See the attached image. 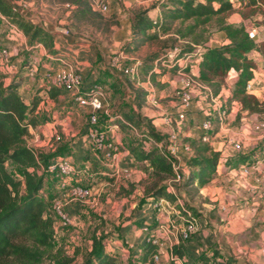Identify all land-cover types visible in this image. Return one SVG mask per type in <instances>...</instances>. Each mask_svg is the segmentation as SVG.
I'll use <instances>...</instances> for the list:
<instances>
[{
  "label": "trees",
  "instance_id": "trees-1",
  "mask_svg": "<svg viewBox=\"0 0 264 264\" xmlns=\"http://www.w3.org/2000/svg\"><path fill=\"white\" fill-rule=\"evenodd\" d=\"M75 7L74 16L79 21H86L91 16L97 17L89 0H70ZM159 9L160 16L156 19L149 17V12ZM237 12L242 21L251 19L259 14L262 18L258 26H264V0H239V4H231L228 0H162L148 8H140L130 12V40L120 49L123 54H133L144 45L159 42L161 47L141 61L138 75L156 85L155 77L167 72L176 75L178 72H188L174 66L163 68L168 62V54L175 52L173 61L184 59L185 56L197 52V80L209 90L208 97L216 98L225 85L230 73L237 78L230 96L226 99V107L233 102L239 103L236 121L241 113H264V102H259L253 94L246 93V86L254 79L258 59L264 69V40L257 42L250 39L247 28L243 23L238 25L228 23L225 15ZM0 13L16 25L27 39L28 49L22 53L21 69L29 67V56L35 46L42 45L52 57H57L54 49V36L31 21L25 20L5 0H0ZM187 22H191L185 25ZM208 27L224 35L226 43L219 46H207L205 33ZM198 30V32H197ZM181 42L182 45L178 46ZM199 48V49H198ZM254 55V56H253ZM23 79L15 77L8 85L0 82V264H73L77 252L69 256L63 249L58 248L55 256L45 257L53 250L56 241V219L51 212L50 199L41 196L45 181L39 175L40 166H47L56 158L63 156V151L46 155L38 150L28 148L25 139L30 135V129L36 127L38 118L35 116L40 97L39 90L27 102L20 95ZM49 97L54 99L66 92L48 88ZM146 97V92L137 91L136 101L140 105ZM209 100V98H207ZM230 112H225L226 115ZM122 121H114L122 129L134 127L139 129L140 120L133 113L119 114ZM128 124V125H126ZM213 137L219 128L217 116L212 121ZM135 146L130 147V155L137 163H148L152 170L154 182L143 192V201L164 198L177 207L176 198L169 191L167 182L173 177L170 163L154 148L144 149L145 142L150 139L164 142L165 137L155 132L147 120L146 130ZM183 143L189 148L190 156L185 162L183 181L180 189L189 200L198 194L200 188L209 183L220 166L227 169H237L249 162L254 153L238 154L234 157L222 158L214 151L209 143L199 138H184ZM7 163L20 167L22 179L12 177L6 169ZM185 209L195 218L199 217L196 209L184 201ZM91 249L81 264H117L113 257L108 256L102 238L96 229L91 236ZM181 245L172 249L173 257L180 258ZM154 253L151 245L143 247L142 261Z\"/></svg>",
  "mask_w": 264,
  "mask_h": 264
},
{
  "label": "crops",
  "instance_id": "crops-1",
  "mask_svg": "<svg viewBox=\"0 0 264 264\" xmlns=\"http://www.w3.org/2000/svg\"><path fill=\"white\" fill-rule=\"evenodd\" d=\"M5 1L25 20L33 22L46 32L52 34L54 36V49L58 52L57 57L54 58L47 53L42 45L38 44L35 46L32 55L29 56V67L22 70L21 64L24 58L22 53L28 49L26 37L22 34V36H18L15 40H10L4 35V39L0 38V48L7 49L10 55L8 65H0V82L6 86L15 77L21 76L23 82L20 87V95L27 103L35 95V92L39 90L40 103L35 113V116L38 118V124L36 127L30 129V135L25 139L27 144L39 151H43L42 148H44L43 153L45 154L54 137V126L59 127V125H62L66 121L73 122L76 125L78 119L84 118L85 122L82 123L84 129L81 130L84 132V135L73 148L76 155L75 164L79 167H76L74 163L73 165L76 169L82 171V176L77 177V183L86 186L89 179L95 174L101 177L100 180H102L95 187H100L104 184L105 180L110 182L112 178L114 181L129 179L134 173L133 170L139 166H144L146 172L151 176L152 170L148 168V163H137L129 152L130 147L135 146L142 138L141 134L146 130L147 120H149L155 132L166 138L165 141H175L179 146L178 154L182 163V174L184 173L183 168L190 156V151L185 149L186 145L183 143V139L199 138L203 134L201 130L202 122L213 112L212 103L205 98L204 92L193 89L191 91L192 102L190 108L185 110L183 120H179L178 118L180 112L179 104L172 97V93L180 88L185 73L198 76L197 57L187 62L188 72H180L176 75L167 72L163 75H157L155 77L156 85H152L148 79L144 81L140 75L135 79H130L123 75V77L129 80L126 81L121 76L122 72L118 70L112 71L108 68L107 60L101 51H97L96 48L88 44L83 45L76 39H72L69 35H64L50 23L39 21L38 18L25 16L23 9L14 6L8 0ZM114 4L115 0L110 2L109 11L111 7H114ZM125 7L128 6L125 5ZM128 15L130 18L129 11ZM158 16H160L159 9L149 12L151 19H156ZM126 21L123 24L127 23L129 36L125 42L130 40V19ZM241 23L244 24V21L241 20ZM123 24L120 25L122 26ZM263 40L264 34L263 36L256 35L257 42ZM140 50L129 54L127 59L130 62H126L127 64L124 62L125 65L133 66L134 60H137L136 58ZM99 60L102 61V66L98 64ZM62 62L71 64L81 75L84 89L94 84H100L106 89L108 104L105 106V112L100 116L98 129L102 133H105L107 138L117 144L115 159L105 157V154L108 152L106 149H102L100 159H97L89 151L91 141L87 135L90 129L88 110L77 107L67 93L59 95L54 99L49 97L48 88L51 87V84L44 79V76L48 73L56 74L59 70L63 69ZM30 68L34 69L35 73L33 76L29 74ZM104 69L108 71L111 77L105 78V83H102L100 79H102V71ZM167 69H170L169 65H167ZM113 78L120 79L119 91L124 90L126 94L131 95L128 96L132 101L131 108L116 106V101L112 96L113 93L108 86L114 80ZM236 78L235 73L228 75L224 87L218 97H216V102L222 105L225 104L226 99L231 94ZM251 83L252 90L246 93L255 95L259 102L264 101V98H261V94H259L263 93L264 96V69L259 59L254 79ZM148 85L151 89L154 86L160 88L161 92L172 100L167 101L163 105L155 106V101H150L149 99L150 95L146 89ZM140 90L146 92V97L138 105L136 92ZM54 105L65 112L63 119L58 117L60 112L57 113L55 111L57 109L53 108ZM239 107L238 102L231 104V108L236 111V114ZM111 112L118 115L121 113L138 115L140 120L139 129H135L134 127L122 129L118 125H115L112 118H110ZM48 115L52 116V123H48L46 120ZM262 115L264 113L248 115L246 112H243L241 113L239 129H234V127L228 128L230 119L232 118V113H229L224 118V122L226 123L227 121V123L219 126L217 133L209 142L211 148L219 152L222 158L236 156L233 144L239 143L242 147V154L254 153L250 161L260 160L257 168L250 170L248 174H244L238 170L239 167L237 169H227L224 166H220L216 170L213 179L200 188L198 194L192 197L191 200L180 196L181 193L178 192L179 198H182L183 202L186 201L189 206L194 207L197 213H199V217L196 218L197 232L192 234L189 240L179 244L182 246V250L180 258H177L178 261H173L170 253L166 250L160 251V259L157 263L152 262V255L147 256L146 261H142L143 247L147 245L143 229L146 227L150 228V225L146 223L140 229L137 227L132 228L130 240H125L122 237L120 240H110L107 242L104 246L108 256L113 257L117 264H130L131 257L137 258L136 264H166L167 261H171L172 264H264V134L253 131V126ZM122 130L128 131L138 137V140H135L126 149L123 146L125 138ZM138 131L140 132L139 135ZM149 147L152 148L146 141L144 149L148 150ZM67 158L72 162L71 156ZM116 167L120 170L128 169L130 171L129 177L114 176L113 173ZM106 176L109 178H106ZM181 191L183 192V190ZM153 203L154 200L150 199L146 204L149 216L147 222H150L152 219L156 220L157 217L153 209ZM172 207L174 206L172 205ZM167 210L161 217L162 220H174V212H171L169 209ZM73 211L72 209L67 210V215H72ZM54 227L56 232L57 229H63L64 231V228L58 223H55Z\"/></svg>",
  "mask_w": 264,
  "mask_h": 264
},
{
  "label": "rangeland",
  "instance_id": "rangeland-1",
  "mask_svg": "<svg viewBox=\"0 0 264 264\" xmlns=\"http://www.w3.org/2000/svg\"><path fill=\"white\" fill-rule=\"evenodd\" d=\"M8 1L14 6H18L23 9V14L25 16L38 18L39 21L50 23L63 34L66 31L69 32V36L74 40L76 39L79 43L83 45L88 44L90 46H93L97 51H101L104 55V58H106V60L108 61V59L120 53L121 47L129 36L127 23L123 24L124 21L127 22L126 20L129 19L128 11L132 12V10L134 11L138 8L151 7L154 2L162 0H115L114 7H111L108 13L100 14L98 12H95L98 14V16H91L86 21H79L74 16L75 7L70 5V0ZM66 5L72 6L73 9L66 7ZM125 5H127L128 7H125ZM225 19L228 23L236 25L241 23L240 16L237 12L226 14ZM261 20V16L257 14L251 19L245 20L244 24L247 29L250 27L254 28L258 36H263L264 26H258ZM190 23L191 22H187L185 25H188ZM120 24L123 25L121 26ZM204 36L207 40L206 44L209 47L219 46L226 43L224 35L215 32L211 27H208L207 32ZM0 38H5L3 36L2 27H0ZM180 45H182L181 42L178 43V46ZM159 47H161V44L159 42H151L144 45L136 59L142 60L147 55L157 51ZM168 60H171V58H168ZM124 62L126 63L130 61H128V59L121 60L122 67L128 66L125 65ZM98 64L102 66V61L99 60ZM167 65L168 63L166 62L165 64L161 65V68H157V70L161 71L163 68H167ZM123 75L124 74L121 75L122 78L126 81H129L125 77H123ZM108 77L111 76L108 74V71L104 69L102 71V79H100V82L105 83V78ZM113 79L114 80L110 82L108 86L113 93L112 96L116 101V106L119 105L121 107L131 108L132 101L128 97L131 95L126 94L124 90L119 91L120 79ZM146 89L149 92L150 101H155V106H160L161 104L163 105L167 101L172 100L170 97H166V95L161 92L160 88L154 86L151 89L148 85ZM177 91L178 89H176L172 93V97H174L175 101L178 102L179 100L176 94ZM259 94H261V98H264L263 93ZM261 102L264 101L262 100ZM53 108L57 109L55 110L57 111V113L60 112V114H58V117L60 119H63L65 116V112L59 109L56 105H54ZM222 108L224 112L232 113V118L230 119L228 128L234 127V129H239L241 117L236 121V111L233 110L231 106L226 107V105L224 104L222 105ZM114 114L115 113L111 112L110 118H113ZM51 117L52 116L48 115V117L46 118L48 123L53 122ZM84 122L85 120L84 118H82L77 120L76 125L73 122L66 121L62 125H59V127L54 126V137L45 154L50 155L54 152L62 150L63 156L61 157L71 156L72 163L76 165V155L74 154L75 151L73 150V148L78 144V142L84 135V132L81 131L82 129H84L82 126V123ZM226 123L224 122V125ZM256 123H264V115H262V117L259 118ZM139 133L140 132L138 131V135ZM122 134L125 138V144H123L124 149H126L135 140H138V137L136 135L131 134L128 131L122 130ZM55 137H59V141H56ZM42 150L43 151H38L43 153L45 149L42 148ZM76 167L79 166L76 165ZM6 169L9 174L15 179H22L21 169L17 165L13 163H7ZM133 171L134 173L127 180L114 181L112 178V181L110 182L108 180H105L104 184L100 187L95 186L102 181L100 180L101 177L94 174L92 178L89 179V182L86 185L92 190L91 196L83 201H70L65 197L66 191L63 193L64 195H60L63 191L60 187V183L58 182L59 179L50 175L46 171L39 172V175L43 176L45 181V188L41 196L44 200H51L49 208H51L52 204L54 203L52 202V200L56 198L55 200L60 202V205L62 206L66 214L67 210H74L72 215H68L73 219L72 225L67 227H63L62 225H60L62 228H64V231L63 229H57L55 247L53 250L48 252V255L45 257L46 260L52 258V256H55L56 250L60 248L63 249L69 256H71L74 252H77V256L73 264L83 263V261H85L88 256V250L91 248L90 236L94 229H96L97 235L102 238L105 245L110 240H120V238L122 237L125 238V240H130L129 237L132 228L137 227L140 229L145 226L144 223L150 225V229L157 228V222L155 219L147 222V218L149 217L147 214L148 209L146 207L147 201H143V192L154 182V178L150 176L148 172H146L144 166L136 167ZM106 178L109 177L106 176ZM77 180V177H65L61 179V181L65 182L67 186L77 184ZM168 184L169 181L167 182V185ZM176 190L175 191L177 193H181L180 196L185 197V194L179 189V187H176ZM186 199L188 200V198ZM55 219L57 222L56 216ZM136 262L137 258L131 257L130 264H136ZM166 264L172 263L171 261H167Z\"/></svg>",
  "mask_w": 264,
  "mask_h": 264
},
{
  "label": "built area",
  "instance_id": "built-area-1",
  "mask_svg": "<svg viewBox=\"0 0 264 264\" xmlns=\"http://www.w3.org/2000/svg\"><path fill=\"white\" fill-rule=\"evenodd\" d=\"M111 1L113 0H89L92 10L100 14H106L109 12ZM228 2L234 5L239 4V0H228ZM66 7L73 9V7L69 5H66ZM0 27L3 28V35L10 40H15L18 36H22V32L18 29V27L12 24L9 19L4 17L1 13ZM68 33L69 32L66 31L64 35L67 36L69 35ZM247 34L250 39H255L257 35L254 28H248ZM199 50L195 51V53H192L191 55L185 56L184 59H180L175 62L173 61L175 52H170L168 54V58H171V60H168L169 67L173 68L174 66H177L178 68L183 70L187 69V62L189 60L197 57L199 61V58L197 56V52ZM127 57V54H123L122 52H120L118 53V55L108 59L107 66L112 71H121L122 74L129 77L130 79H135L138 76V69L141 66V61L137 59L134 60L133 66L122 67L121 60L127 59ZM9 62V51L5 48H0V65H8ZM62 65L64 66L63 69L59 70L56 74H46L44 76V79L46 81H49L52 87L58 88L69 94L73 103L77 107L88 110L90 129L88 130L87 135L91 141L89 151L97 159H100V153L102 149H106L108 150V152L105 154V157L115 159V154L117 153V145L111 139L107 138L105 133H102L98 129V126L100 124V116L105 112V106L108 104L106 89L100 84H94L91 87L84 89L82 77L74 69V67L71 64L65 62H62ZM34 73V69L30 68V76H33ZM181 73H185V71ZM193 89L203 91L205 98H209V101L213 106V112H211L208 115V118L205 119L201 124V130L203 132L202 140L206 143H209L212 138L209 135L213 129L212 121L215 118V115L217 116V119L219 121V126L224 124V118L227 115L223 111L222 104L216 102V98L208 97L209 90L197 80L196 76L185 73L184 79L181 81V86L176 92L180 109V112L178 114L179 120L184 119L185 110H187L191 106V91ZM251 90L252 83L250 82L246 86V92H250ZM112 120L122 121L120 115L118 114H114ZM253 131L264 134V123H256L253 126ZM59 139V137H55L56 141H59ZM147 142L152 148L156 149L170 163L172 167L174 177L169 181L168 188L171 194L176 198V203L179 208L172 207L170 202H168L164 198L154 199L153 209L155 210L157 216V228L150 229L149 227H146L143 229V233L145 234V243L151 245L154 248V253L152 254L151 258L152 262L157 263L159 261L161 250H166L170 253L173 261H178V259L176 257H173L172 255L173 247L189 240L190 236L197 232V219L185 209L184 202L179 198L178 193L176 192V187H180L183 181L181 166L182 163L178 154L179 146L175 141L172 140L156 142L154 140L148 139ZM26 146L28 148L34 149L27 143ZM185 149L189 150L187 146ZM233 150L236 155L242 154V147L239 143L233 144ZM259 163L260 160H253L249 163L240 165L238 170L244 174H248L250 170L257 168ZM44 171L59 179L58 182L60 183V187L63 191L60 195H64L63 193L66 191L65 197L70 201H83L91 196L92 190L87 186L78 183L72 186H67L65 182L61 181V179L65 177L75 178L78 176H82V171L76 169L69 158L59 157L53 160L47 166L41 165L39 172ZM113 174L114 176L128 178L130 175V171L128 169L120 170L116 167ZM55 199L56 198L52 200V202L54 203L52 204L50 210L53 214L55 213L54 215L57 218V222L63 227L72 225L73 219L64 212L62 206L60 205V202ZM167 209H169L171 212H174V220H162L161 217L165 214V211H168Z\"/></svg>",
  "mask_w": 264,
  "mask_h": 264
}]
</instances>
